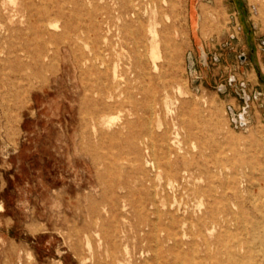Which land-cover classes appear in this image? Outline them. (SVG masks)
Segmentation results:
<instances>
[{"label": "rangeland", "instance_id": "rangeland-1", "mask_svg": "<svg viewBox=\"0 0 264 264\" xmlns=\"http://www.w3.org/2000/svg\"><path fill=\"white\" fill-rule=\"evenodd\" d=\"M116 2L0 0V264H179L176 195L156 194L166 178L132 138L149 122L177 130L189 156L228 154L223 167L243 180L255 171L243 162L249 155L264 168V107L255 116L248 92L264 80L243 63L252 41L264 46V0H144L133 30L144 32L155 78V26L167 76L147 82L171 100L169 113L149 121L105 98L116 74L126 80L135 49L118 34L117 13L102 14ZM252 192L264 200V186ZM183 243L186 264H211L209 240L189 222Z\"/></svg>", "mask_w": 264, "mask_h": 264}, {"label": "bare ground", "instance_id": "bare-ground-1", "mask_svg": "<svg viewBox=\"0 0 264 264\" xmlns=\"http://www.w3.org/2000/svg\"><path fill=\"white\" fill-rule=\"evenodd\" d=\"M143 2L144 0H117L115 6H108L102 13L109 18L112 13H117V18L122 22L118 34L122 38H128L135 48L126 80H118L119 76L116 74L115 83L109 90L111 92L105 98L115 99L120 105L127 103L130 106L131 115H139L142 112L141 118L149 121L154 115L159 116L162 112L169 113L171 100L169 94L159 97L157 93L152 92L147 82L148 79L151 82L164 81L167 76L162 71L163 65H159L158 61L164 58L161 54L163 39L155 26L151 25L149 29L150 52L154 55L153 70L158 73L155 78L147 65L146 54L141 51L146 43L144 32L140 28L133 30L135 24L141 22ZM84 16L92 17L86 13ZM2 17L0 8V19ZM8 18L11 19V17ZM80 29L85 32L83 26H80ZM164 40L167 51L165 58L171 64L175 53L171 51L169 39L164 37ZM99 53L102 54V52ZM105 98L101 101L102 109L106 105ZM103 123L105 124L106 121ZM174 125L177 126L176 123ZM159 128L160 131L156 132L149 122L140 132H134L132 138L134 141L142 139V143L146 145L153 157L148 161V166L152 165L160 176L163 175L166 178L165 185L156 191V194H167L172 191L176 195L175 212L178 216L175 223L182 235L179 241V264H186L188 258L183 249V236L188 222L205 244L209 240V245L206 246L211 264H260L259 259H264V200L262 201L260 196L252 192L255 183H259L261 187L264 186V168L259 167V158L256 155H249L248 161L242 160L250 163L255 170L250 173V180H243L237 172L229 174L223 167L228 160V154L207 153L202 150L198 156H189L180 146L177 130L171 132L169 126L162 128V123ZM172 133L176 135L172 136ZM189 134H192L191 131ZM238 156L242 159L246 157L244 154ZM206 179L208 181H205ZM146 197L145 199H149L153 205L156 204L152 191H147ZM189 201L193 202L191 209L187 206ZM188 212L186 217L185 214ZM220 215H223L221 221ZM213 250L216 251L213 252ZM117 254L118 252H113L114 259H117Z\"/></svg>", "mask_w": 264, "mask_h": 264}, {"label": "crops", "instance_id": "crops-1", "mask_svg": "<svg viewBox=\"0 0 264 264\" xmlns=\"http://www.w3.org/2000/svg\"><path fill=\"white\" fill-rule=\"evenodd\" d=\"M252 45L254 46V55L243 63L249 66L248 75L253 76L254 74H257L259 70L262 80H264V46L260 42L256 43L255 41H252ZM242 56L243 55L241 54V59H243ZM248 92L250 94H255L256 101L253 103V113L256 116V111L263 109L264 107V83H259V81L253 83L252 87L248 88Z\"/></svg>", "mask_w": 264, "mask_h": 264}]
</instances>
